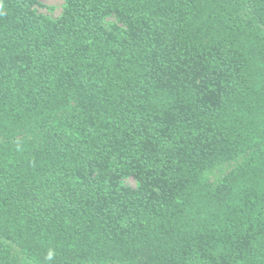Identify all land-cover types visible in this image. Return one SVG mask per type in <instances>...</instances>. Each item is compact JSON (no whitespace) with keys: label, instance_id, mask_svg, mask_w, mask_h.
Here are the masks:
<instances>
[{"label":"trees","instance_id":"1","mask_svg":"<svg viewBox=\"0 0 264 264\" xmlns=\"http://www.w3.org/2000/svg\"><path fill=\"white\" fill-rule=\"evenodd\" d=\"M35 5L0 0V264H264V0Z\"/></svg>","mask_w":264,"mask_h":264},{"label":"rangeland","instance_id":"2","mask_svg":"<svg viewBox=\"0 0 264 264\" xmlns=\"http://www.w3.org/2000/svg\"><path fill=\"white\" fill-rule=\"evenodd\" d=\"M64 3L65 0H37L35 10L38 14H41L50 20H56L63 12ZM109 22H113V20H110ZM123 184L131 188L136 186L135 181L131 178L124 179Z\"/></svg>","mask_w":264,"mask_h":264},{"label":"clouds","instance_id":"3","mask_svg":"<svg viewBox=\"0 0 264 264\" xmlns=\"http://www.w3.org/2000/svg\"><path fill=\"white\" fill-rule=\"evenodd\" d=\"M50 256H51V254H50Z\"/></svg>","mask_w":264,"mask_h":264}]
</instances>
